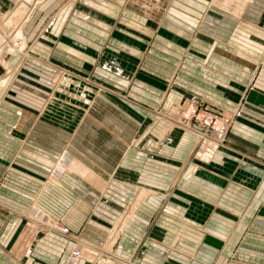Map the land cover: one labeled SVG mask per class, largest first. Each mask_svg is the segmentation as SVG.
<instances>
[{"label":"crops","instance_id":"obj_1","mask_svg":"<svg viewBox=\"0 0 264 264\" xmlns=\"http://www.w3.org/2000/svg\"><path fill=\"white\" fill-rule=\"evenodd\" d=\"M67 1L23 0L19 13L26 20L17 24L10 21L18 12L19 0H0V14L9 18L7 22L0 21V180L7 176V181L0 182V264H187L184 255L190 253V245L195 246L206 233L191 227L199 220L190 218L186 207L197 202L206 206L217 202L227 183L232 192L241 190L249 200L232 199L230 204L239 215L231 217L230 224L222 223L229 219L218 213L214 215L217 218L212 217L210 222L217 223L214 232L224 241L211 249V257H216V264H264V118L252 111L263 112L264 97L256 91L248 93L244 112L249 117L233 122L231 151L221 145L211 163L200 162L201 167L190 164L179 173V184L175 178L179 168L174 164L176 158L184 160L191 150L195 141L191 131L180 134L177 148L169 146L166 152L157 151V155L149 156L136 149L149 131L143 132L150 123L149 119L142 121V116L151 118L150 125H157L153 133L158 135L166 125L154 115L165 91L138 78L146 74L153 78L156 74L168 80L181 58L165 56L169 61L167 70L145 61L146 68L141 67V71L146 74L139 73L138 61L143 59L151 31L163 27L190 41L201 12L209 7L205 27L225 40L221 30L227 31L230 26L216 28L217 18L213 19V13L220 12L217 7L222 0H172V6L164 11L166 17H162L160 9L165 0H81L76 11L84 16L83 12L88 13L86 19L72 16L65 22L57 20L53 26L45 25L42 14L76 3ZM180 2L196 7L198 11L182 6L195 17L180 12ZM32 14L34 20L29 19ZM41 26L64 29V36L59 40L57 32V36L36 37ZM247 27L252 34L264 38L261 29ZM13 29L22 33L16 43L10 32ZM113 30L118 32L113 34ZM156 40L155 44L167 48L170 54L185 50L174 39L157 34ZM193 42L195 50L212 57L208 69L196 64L198 56L194 55V59L187 54L179 73L185 78L184 88L207 93L234 108L244 88L221 73L246 83L258 64L253 56L263 50L251 46L238 49L234 35L228 40L230 46L208 41L200 34ZM29 46L42 57L53 51L55 58L70 61L84 75L92 73L100 89L85 85L88 93L82 96L75 87H65L63 77L50 93L32 91L23 85V96H16L12 82L20 71V59L29 54L26 55ZM153 52L158 55L157 50ZM30 56L25 57L27 61L32 60ZM111 62L113 68L120 67L126 74L129 69L135 71L138 88H133L132 94L136 101L128 102L119 96L129 81L125 74L103 69L102 64ZM258 83L264 86V72ZM220 84L232 85L238 93L234 100L223 96ZM179 90L168 92L164 108L186 96L185 90ZM65 110H70L69 115L64 116ZM62 158H66L63 168L55 174ZM159 189L167 192L160 193ZM165 198L182 222L164 216L163 222L157 220L145 237ZM177 199L182 203L178 204ZM222 199L219 204L225 201ZM52 224L65 225L69 231L61 233ZM178 241L184 244L180 246ZM77 248L81 255L71 263V251Z\"/></svg>","mask_w":264,"mask_h":264},{"label":"rangeland","instance_id":"obj_2","mask_svg":"<svg viewBox=\"0 0 264 264\" xmlns=\"http://www.w3.org/2000/svg\"><path fill=\"white\" fill-rule=\"evenodd\" d=\"M70 1L71 0H68L67 3H69ZM151 1H155V0H151ZM227 1H228L227 4H223L220 7H217L220 11L219 13H216V12L213 13V16L214 14L216 15L213 19L217 18V21H216L217 23L215 22L216 28H219L220 26L222 27V25H226V24L230 26V28H227V31H225V29L221 30L222 32H224L222 34L224 35L223 38L225 40H222L221 38L216 37L213 34V31L212 32L208 31L209 29H207L208 26L206 25V22H205V17L207 13L209 12V7H207L204 12H201L202 17L198 19L199 22L196 24V27L193 30L192 37L190 40L191 42L181 35H176L172 33L170 30L160 27L157 30L155 29L151 31L153 34L148 37L149 42L145 46L143 59L142 60L140 59L138 61V72L143 74L141 71V67L146 68L145 61H149L156 65H160V67L167 70L166 64H168L169 61H168V58H166L165 56H172V55L181 56L179 63L176 66V70L173 72L172 76L168 80H166L165 78L159 77L156 74H153L155 77L151 78L150 77L151 74H149V76H146L147 75L146 73L143 74V75L146 74L144 76L145 78L143 79L138 78L140 80L153 84L157 86L158 88H160L161 90L165 91V95L163 98L164 100L161 101L160 108L159 110L155 111L154 115L159 120L164 121L166 125L163 127V129H161V133L159 135L156 132H154L155 133L154 134L153 131L156 130L157 125H150L153 123L151 118H145L142 116L141 118L142 121L149 119L147 122L150 123L149 125H145L143 127V130H144L143 132L147 131V129L149 131L143 136L144 140L142 141L143 142L142 146H138V148L135 147L138 151L142 152L143 154L157 155V151H159L160 153L166 152V149L169 146H173V147L175 146L177 148V146L179 145L180 134H183L184 132H187V131L188 132L191 131L195 139L191 150L188 152L184 160L179 159V158H176L175 160L174 165L176 166L177 169L179 168L177 171V175L175 176L176 182H177L176 184H179V179L181 177L179 173L184 171L186 167H188L190 164L201 167L202 164L200 162H203V161H201V155L199 153L208 152L207 150L212 148L213 143L215 142L214 126H215V123H217V121L227 120L229 123L228 130L225 134L224 140L218 144H220V146L222 145L227 150L231 151V149H229L230 147L233 148L229 142L231 126L237 118L242 117V116H248L247 113L244 112V107H246V97L247 95H249L248 93L256 91L257 93H259L260 96L264 97V86L258 83L259 77L262 76L264 72V38H262L261 36L259 37L258 35L252 34L251 31L247 30L248 27L246 28L247 25H252L258 28L259 30L261 29L262 31H264V12L263 13L260 12L261 8L264 7V0H227ZM75 2L76 3L73 4V7L68 8L66 5H64L63 7H60V9L54 13H49V14L43 13L41 16L43 17L42 21L46 22L45 25L47 24V26L50 27V25L53 26L57 20L65 22L69 20L72 16L86 19L89 16L88 13L83 12L86 15L84 16V15H81V13L80 14L77 13L76 11L77 9L79 10L78 4L79 2H81V0L80 1L76 0ZM221 2L225 3V0L220 1V3ZM180 3L182 4V2ZM24 4L25 3L23 2V0H19V2L16 3V7H17L16 10H18V12H16L15 15H12V19L10 22L18 24L19 21L26 20V18H21L22 16L19 13V11L23 10ZM172 4H173L172 0H165V3L162 4V6L160 7L161 12L163 11L162 17L167 16V14L164 11H166L168 7L172 6ZM184 5H188V7L190 6L189 8L193 10H197L196 7H194L193 5H189L188 3H183L181 6L177 5V7H180L178 8V10L182 13H185L186 15H192V17H195L193 14H190L191 13L190 11H187V9L182 7ZM211 6L215 7L214 5H211ZM34 17H35V14H32L29 19L34 20ZM177 18L181 20V18L179 17ZM229 18H231L232 20H229ZM8 19H9L8 16L5 18V16L0 14V21L7 22ZM38 21L39 19L37 20V22ZM42 28L43 26H41V29L37 31L36 37L40 38V37H44V35H49L51 37L57 36L55 35V33L57 32H58L59 40H61L64 36L63 35L64 29L56 31V30H52L48 28L47 29L46 28L42 29ZM134 31L139 32L137 30H134ZM215 31H217V29L214 30V32ZM10 32H12V35H15L14 43L18 42L19 35H17V30L13 29V30H10ZM116 32H118V30H113V34ZM157 34L168 37L170 39H174L176 43L181 45V48L182 49L184 48L185 50L182 52L174 51L175 54L174 53L170 54L167 48L163 49L161 46H158L155 44L157 43L156 42ZM199 34L200 36H202V38L205 37L206 39H208V41L216 40L219 44L222 43V45H225V46L226 45L230 46L228 45V40L231 38V36L234 35L237 40V43H236L237 47L238 46L240 47V48L238 47V49L242 50L243 48L245 50L248 48V46H251V47H255L256 50H263V53L260 54L259 56H253L255 59H258V64H257V67L254 69L252 77L246 83H244V81L241 79L238 80L230 75L221 73L223 78L227 80L235 81L237 82V84L239 83V85H241L240 87L243 86L244 88L243 93L239 96L238 101L236 99L237 106H235L234 108H231L230 106L227 105L228 103H225L218 98L212 97L211 95H208L207 93H202L196 89L190 90V89L184 88L185 85L183 84L182 80H185V78H183L179 73L181 72L180 70L183 69L184 60L187 58V54L191 53V55H193V58H194V55L198 56L200 60L197 62L195 61L196 64L202 67H205V68L209 67L210 58L212 57L210 54L209 56H207L205 52H200V51L195 50L196 47L195 45H193L194 43L193 40L196 37H199ZM128 38L133 39L132 37H128ZM29 45H32V44L29 43ZM216 45L217 44H215V46ZM153 50H157L158 55L154 53ZM52 52L47 57H42L39 54L34 53L32 46L31 47L29 46L26 48V55L28 53L31 54L32 57L31 56L30 57L32 60L27 61V58H25V57H28L29 54L25 57L22 56V58L20 59V67H19L20 71L14 77L13 79L14 82H12V86L13 87L15 86L14 94H16V96H19V97L23 96V93H24L22 89L24 87L23 85L28 86L30 88L29 90H32V91H41L43 93H47V92L50 93V89L54 87L55 85H58L59 83H61L63 77L64 78L66 77V79L63 80L64 86L69 87V88L75 87L76 88L75 91H80L78 93H80V95L82 96L83 95L86 96V94L88 93V89L84 88L85 85L95 87L96 90L100 89L101 85L92 76V73L88 75L86 74L84 75V73L80 72L79 69L75 67L70 61L66 59L59 60L55 58ZM175 58H178V57H175ZM130 64L131 63H129V65ZM238 64L240 63H234V65H238ZM113 65H114V62L113 63L111 62L109 64L104 63L102 64V67L103 69L107 71H113L115 74L116 73L121 74V75L125 74V78H127L129 81L126 87V91H124L119 96L122 97L123 100H126L128 102L136 101L133 98L135 96L132 94L134 92L133 88H138L137 84L135 83V81L137 80L135 71L129 69L127 70V74H126L123 72L122 68L120 67L113 68L112 67ZM242 65L243 64L241 63V66ZM159 74L164 75L161 73ZM71 80H74L75 82L72 83ZM192 80H194V77L192 78ZM231 86H229V84H225L224 86L220 84V89L223 90L222 94L225 98L234 100L235 96H237L238 93L235 92V90ZM77 87H79L81 90L77 89ZM172 89H177V90L180 89L182 91L185 90L186 96L181 100L179 99L175 100V102L171 103V105L168 108H164V103H165L167 94ZM119 96H115V97H119ZM252 111L254 112L256 111L257 117L264 118V110L263 112H261V110H258V109L256 110L254 109ZM69 112L70 110H65L64 116L69 115ZM133 144H135L136 146L140 145V143L136 144V142ZM212 157L209 160H211ZM226 157L229 161L232 160L231 156H226ZM146 158L145 160H147ZM65 159L66 158H62V161H60V163L64 164ZM211 162L212 160L209 163ZM57 166L55 167V170ZM6 178L7 176L3 175L0 182L2 183L4 181H7ZM159 190H160V193L167 192V190H162V189H159ZM257 190L259 189L257 188ZM117 192L118 191H115V193ZM178 192H181V191L179 190L177 191V193ZM187 195L190 197L191 196L195 197L194 194L188 193ZM248 196L249 195H247L245 192L243 193L241 190L233 189V192H232V190H230L229 188V184L227 183V185L224 184L223 190L221 191L220 197L218 198L217 202L209 203L207 206L199 205V203L197 202L196 204H193L191 206L188 205V207H186L187 215L194 220L196 219L199 220L198 223L196 224L192 223L191 227L195 229L196 231H201L202 233L203 232L206 233L205 237L202 239H199L198 243L195 246L190 245L191 246V248L189 249L190 253H187L184 255L187 258L186 259L187 264H216L215 262L217 261V259L216 257H211V254H210L211 249L215 248L216 245H219V241L223 244L224 240L221 239V237L217 236L216 233L214 232L216 230L215 228L216 227L215 224H217L215 223L216 221H213L211 223L210 220H212V217L217 218L214 215L218 213L223 218L229 219L228 222L224 221L223 219L222 223L226 222L227 224H230L231 223L230 218L231 217L238 218V215H239L238 213H236L234 206L230 204L232 203V199H236L239 201L240 200L246 201L248 199ZM222 198L225 201H223L222 204H219L218 202H220ZM166 199L167 198L164 199L163 203L160 205L159 209L155 213V216L153 217L152 222H150V226L146 231L145 237L149 235L152 229V226L157 222V220L160 219V221L162 220L163 222L164 216H170V217H173L178 222H182L179 220V218H177V216H175L177 214V212L175 211L176 209L175 208L172 209L168 207V204L166 203L167 201ZM175 201L178 204H180V202L182 203L180 199H177ZM240 207L244 208L243 206H240ZM162 222H160L159 224H162ZM236 224H237V221L234 223V225ZM177 244L182 246L184 242L178 241ZM72 251H71L70 256L72 255ZM177 251L179 252V250ZM181 254L183 255V253Z\"/></svg>","mask_w":264,"mask_h":264},{"label":"built area","instance_id":"obj_3","mask_svg":"<svg viewBox=\"0 0 264 264\" xmlns=\"http://www.w3.org/2000/svg\"><path fill=\"white\" fill-rule=\"evenodd\" d=\"M228 126L229 123L227 120H221V121H217V123H215V133H214V140L215 142L218 141L221 143V141L224 140L225 134L228 130ZM54 230H57L61 233H67L69 231L67 226H63V225H56L55 228H53ZM78 256V250L75 249L72 251V255L70 256L71 259H75Z\"/></svg>","mask_w":264,"mask_h":264},{"label":"bare ground","instance_id":"obj_4","mask_svg":"<svg viewBox=\"0 0 264 264\" xmlns=\"http://www.w3.org/2000/svg\"><path fill=\"white\" fill-rule=\"evenodd\" d=\"M227 2L228 1L225 0V3H222L221 2L222 4L221 3L220 4L221 5L227 4ZM17 35H19V37H21V35H22L21 31H18ZM218 143H220V142H218V141L214 142L212 148L209 149V150H207L208 152H200L199 153L201 155V161H203V162L209 161V159L212 157V155L221 147L220 144H218ZM60 161H62V159H60ZM60 161L57 164L58 166H57L56 170H54V173L55 174L59 173L62 170V168H63V165L64 164L63 163H60ZM55 226H56V224L52 225V228H55ZM77 250H78V256H77V258H75V259L69 258V261L71 263H75L77 261V259L80 257V249L77 248Z\"/></svg>","mask_w":264,"mask_h":264}]
</instances>
